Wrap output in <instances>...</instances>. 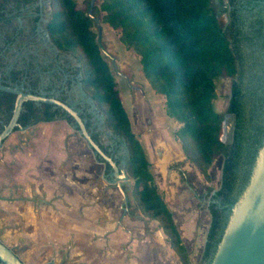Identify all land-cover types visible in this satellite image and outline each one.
<instances>
[{"label":"trees","instance_id":"obj_1","mask_svg":"<svg viewBox=\"0 0 264 264\" xmlns=\"http://www.w3.org/2000/svg\"><path fill=\"white\" fill-rule=\"evenodd\" d=\"M16 6L27 0H0ZM49 34L57 47L80 54L83 84L101 111L105 124L122 136L128 147L126 169L133 180L131 187L138 207L156 219L166 234V241L176 254L179 264H190L170 209L158 189L145 152L131 130L122 105L114 76L104 59L87 14L89 0L82 7L75 0H50ZM102 12V21L118 32L123 46L138 56L140 71L154 93L164 99L167 116L179 123L176 138L195 170L209 181V168L221 158L219 186H207L200 197H208L209 225L200 260L208 264L219 242L227 220L226 209L235 202V193L251 157L250 121L243 116L242 92L238 71L237 30L222 27L211 0H99L92 14ZM3 13L0 11V18ZM98 18V17H97ZM6 61L0 54V83L14 86L20 75L11 69L3 73ZM229 78L230 99L224 111H216L215 80ZM15 95L0 91V131L8 122ZM225 113L234 116L233 140L223 143L219 138ZM61 116L72 118L50 104L36 106L25 101L17 123L26 127ZM18 128L15 127L14 131ZM107 169L109 165L106 164ZM183 178V177H181Z\"/></svg>","mask_w":264,"mask_h":264},{"label":"rangeland","instance_id":"obj_2","mask_svg":"<svg viewBox=\"0 0 264 264\" xmlns=\"http://www.w3.org/2000/svg\"><path fill=\"white\" fill-rule=\"evenodd\" d=\"M75 1L78 7H82L85 2V0ZM94 5L98 6L99 0H96ZM97 17L101 27V45L109 56L114 58V64L109 57L102 55L114 76L131 130L145 152L150 170L164 198V192L168 191V186L174 181L182 180L178 168H181L186 177L195 169L186 158L181 149V143L176 138L175 132L180 125L166 115L164 99L153 92L143 77L138 56L126 49L119 41L118 32L102 21V12L98 13ZM93 31L97 35L95 26ZM77 54L79 56L76 58L79 60L78 50ZM124 76L127 77L128 82ZM229 85V78L215 80L217 96L213 100V106L216 111L225 110ZM103 108L104 106L96 107L100 112ZM54 128L59 133L58 150H63L64 139H67L69 154L68 158L61 159L60 156L57 160L59 181L97 183L102 186L104 183L100 177L102 164L95 160L84 140L65 122H55ZM107 128L110 129L108 126ZM162 146L166 147L165 152L169 151L171 154L163 170L159 161V156L163 152ZM220 160L221 158H217L211 164L212 173H209L208 182L203 178L201 181L194 180L191 176L194 188L198 189L202 184L205 188L207 186L218 188L220 171L215 169L219 166ZM125 170L132 185L133 180L126 167ZM105 186L107 187L105 191L95 190L96 195L92 194L93 190H90V199L85 202L84 210L82 206L74 210L77 213L84 212L83 215L74 214L73 219L63 222L69 226L72 224V229L59 230L57 234L52 235L34 236L31 235L32 230L25 233L23 228L31 229L30 224L25 226L19 214L17 202L8 205L0 200L1 239L7 245L17 249V254L25 264L49 262L53 264H136L132 262L136 258V253L131 249L133 245L131 247L129 245L131 241H134V244H141V240L145 237L154 251L161 252L163 248L165 249L163 240L166 234L156 219L151 218L138 207L132 190L127 192L128 214H125L119 223L121 195L113 189L114 187H108L107 184ZM200 201L203 206L206 205L204 201ZM82 217L89 219H81Z\"/></svg>","mask_w":264,"mask_h":264},{"label":"flooded vegetation","instance_id":"obj_3","mask_svg":"<svg viewBox=\"0 0 264 264\" xmlns=\"http://www.w3.org/2000/svg\"><path fill=\"white\" fill-rule=\"evenodd\" d=\"M211 3L220 25L237 30L238 71L242 92L241 100L244 107L243 116L251 124L249 127L252 137L249 147L251 157L244 166L239 189L236 190L234 196L236 198L242 190L262 134L264 117V0H211ZM0 11L3 13L0 18V54L6 61V65L2 69L3 73L6 74L13 69L20 75L17 85L22 84L27 92L53 96L73 109H79V116L83 120L86 130L91 131L92 140L105 154L111 157L119 170L126 167L129 151L125 139L107 128L104 115L100 120L102 113L99 110L91 111V105L87 99H92V97L83 84L79 60L72 53L59 49L49 34L48 23L52 14L50 0L21 1L18 6L10 1L5 3L4 8ZM79 85L84 92L83 95L80 94ZM230 85L227 104L230 99ZM92 101L97 107L93 99ZM34 104L40 106L48 103L37 104L34 102ZM51 108L57 107L51 105ZM52 121L65 122L73 131L76 133L78 131V126L73 119L68 121L64 117L57 116ZM89 150L93 153L95 160L102 164L100 177L103 182L112 187L109 183L113 179L112 167L95 155L93 150ZM122 162L125 163L124 166ZM106 164L109 165V169ZM178 172L183 177L181 181H185L186 176L181 168H178ZM211 195L212 192L208 197L197 196V199L204 201L207 208L208 198ZM225 212L227 213L228 209ZM0 242L7 247H12L13 253L19 257L17 249L7 245L1 239V233ZM19 259L21 260L20 257Z\"/></svg>","mask_w":264,"mask_h":264},{"label":"crops","instance_id":"obj_4","mask_svg":"<svg viewBox=\"0 0 264 264\" xmlns=\"http://www.w3.org/2000/svg\"><path fill=\"white\" fill-rule=\"evenodd\" d=\"M55 122L57 121L38 122L24 130L17 129L0 147V200L8 205L17 202L21 219L25 226L30 224L31 228H23V231L26 233L32 230L31 235L34 236L52 235L59 230L72 229V224L69 226L63 222L73 219L74 214L83 215L84 212L77 213L74 210L81 206L84 210L85 202L90 199V190L94 194L95 190L105 191L107 188L105 183L99 186L97 183L59 181L57 160L60 156L61 159H66L69 154L67 139H64L62 151L57 148L59 133L54 128ZM220 168L221 160L215 170L220 171ZM210 169L209 173H212ZM191 176L199 181L203 178L194 169L185 181H174L168 186V191L164 192V201L171 211L190 264H197L203 251L209 213L206 205L203 206L197 199L206 188L203 184L198 189L194 188ZM113 189L117 191L116 188ZM163 243L165 249L156 252L150 248L147 237L141 240V244L131 241L129 246L133 245L131 249L136 253L132 262L179 264L166 237Z\"/></svg>","mask_w":264,"mask_h":264},{"label":"water","instance_id":"obj_5","mask_svg":"<svg viewBox=\"0 0 264 264\" xmlns=\"http://www.w3.org/2000/svg\"><path fill=\"white\" fill-rule=\"evenodd\" d=\"M95 1L89 0L87 14L96 26L97 44L101 53L109 57L114 64V58L109 56L101 45L99 19L92 14ZM124 78L128 82L127 77L124 76ZM0 91L15 95L11 116L0 131V147L15 127L19 130H24L27 127L19 126L17 123L23 102L29 100L37 104L48 103L64 111L75 121L78 126L77 134L84 140L87 147L112 167L113 179L109 183L117 189L122 199L119 204L121 215L118 222L120 223L122 217L128 214L127 192L131 190V179L126 174L125 167L119 170L111 157L105 154L92 140L91 131L86 130L84 122L79 116V109H73L53 96L27 92L22 84L8 86L0 83ZM79 91L81 95L84 94L80 85ZM87 101L91 105V111L96 112L97 109L92 99L88 98ZM102 119L103 116L100 117V120ZM262 122V134L259 138L258 149L255 151L242 190L228 209L225 227L208 264H264V117ZM233 132L234 116L231 113H225L221 122L220 140L225 144H230L233 140ZM122 164L124 166L125 163L122 162ZM12 249L0 242V264H24Z\"/></svg>","mask_w":264,"mask_h":264},{"label":"bare ground","instance_id":"obj_6","mask_svg":"<svg viewBox=\"0 0 264 264\" xmlns=\"http://www.w3.org/2000/svg\"><path fill=\"white\" fill-rule=\"evenodd\" d=\"M124 106V105H123ZM161 145V144H160ZM166 147H164V146H162V149H163V152H162V154H160V156H159V161H160V167L162 168V170H163V168H164V164H165V162H166V160L170 157V153H169V151L168 152H165L164 151V149H165Z\"/></svg>","mask_w":264,"mask_h":264}]
</instances>
